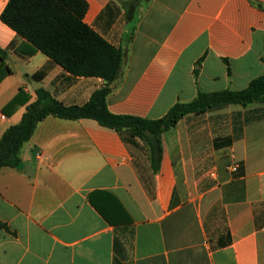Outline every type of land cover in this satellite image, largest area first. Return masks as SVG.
<instances>
[{
    "label": "crops",
    "instance_id": "crops-1",
    "mask_svg": "<svg viewBox=\"0 0 264 264\" xmlns=\"http://www.w3.org/2000/svg\"><path fill=\"white\" fill-rule=\"evenodd\" d=\"M84 1L83 22L123 52L106 97L114 115L160 119L264 75V0ZM12 41L0 21V49ZM6 63L0 138L37 89L81 106L106 85L40 52L9 50ZM160 141L154 174L138 138L91 119L40 121L20 166L0 169V264H264V105L186 114Z\"/></svg>",
    "mask_w": 264,
    "mask_h": 264
},
{
    "label": "trees",
    "instance_id": "trees-1",
    "mask_svg": "<svg viewBox=\"0 0 264 264\" xmlns=\"http://www.w3.org/2000/svg\"><path fill=\"white\" fill-rule=\"evenodd\" d=\"M86 10L84 0H9L2 10L0 21L15 32L20 42L12 41L6 49H0V82L12 72L6 63L7 52L12 50L20 56L40 52L71 75L101 78L106 85L93 92L88 102L81 106H65L48 91L37 89L36 99L26 106L20 121L9 126L0 138V169L15 168L19 164V151L32 137L36 125L53 116L63 120L91 119L101 127L138 138L147 148L151 170L155 174L162 154L161 134L174 127L184 115H200L228 105L243 108L264 105L262 75L243 90L199 92L188 103L174 104L160 119L110 113L106 97L119 74L123 52L83 22ZM23 97L24 93L19 89L3 112H10ZM6 228L0 222V230Z\"/></svg>",
    "mask_w": 264,
    "mask_h": 264
},
{
    "label": "built area",
    "instance_id": "built-area-1",
    "mask_svg": "<svg viewBox=\"0 0 264 264\" xmlns=\"http://www.w3.org/2000/svg\"><path fill=\"white\" fill-rule=\"evenodd\" d=\"M231 171H232V172H236V171H237V167H236V166L232 167V168H231ZM209 176H210V177H214V173H213V172H210V173H209Z\"/></svg>",
    "mask_w": 264,
    "mask_h": 264
},
{
    "label": "water",
    "instance_id": "water-1",
    "mask_svg": "<svg viewBox=\"0 0 264 264\" xmlns=\"http://www.w3.org/2000/svg\"><path fill=\"white\" fill-rule=\"evenodd\" d=\"M20 165L18 164L17 166H16V168H18Z\"/></svg>",
    "mask_w": 264,
    "mask_h": 264
},
{
    "label": "rangeland",
    "instance_id": "rangeland-1",
    "mask_svg": "<svg viewBox=\"0 0 264 264\" xmlns=\"http://www.w3.org/2000/svg\"><path fill=\"white\" fill-rule=\"evenodd\" d=\"M16 64V63H15ZM14 68V65L12 66Z\"/></svg>",
    "mask_w": 264,
    "mask_h": 264
}]
</instances>
